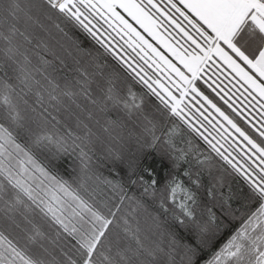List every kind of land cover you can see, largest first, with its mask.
Returning <instances> with one entry per match:
<instances>
[{"label":"snow or ice","instance_id":"6c2138e0","mask_svg":"<svg viewBox=\"0 0 264 264\" xmlns=\"http://www.w3.org/2000/svg\"><path fill=\"white\" fill-rule=\"evenodd\" d=\"M40 16L52 21L65 36L67 32L56 22L57 19L63 18L90 36L130 70L132 78L155 96L171 117L179 120L202 139L211 152L244 177L259 201L258 206L241 213L242 223L211 252L210 257H201L203 264H264V167L257 166V171L251 165L238 166V162H233L234 157L229 158L231 153L225 155L227 149L221 151L224 147L221 141L228 143L231 135L225 123L246 141L250 146L248 150L259 159L260 165H264V139L258 143L198 87V82L204 80L218 59L238 78L237 83L244 90L241 95L247 93L253 100L259 97L264 108V0H0V41L4 43L0 51L3 62L12 68L17 81V84L10 83L12 77L7 72L0 80V200L7 212L20 207L27 211L38 210L42 217L71 236L76 242L74 247L80 264H119L112 255L114 245L116 256L122 258L125 252L146 251L152 254L153 250L147 248L141 239L139 226L134 227L125 216L117 219L125 199L142 207L141 201L135 195L127 196V190L120 181H105L120 195L115 211L109 209L105 215L97 207L94 194L83 183L74 186L61 177L51 161L78 149L81 171L87 172L92 159L89 152L96 133L78 113L70 112L65 98L81 109L75 101V97L81 95L92 105L101 104V111L110 104L128 117L142 112L144 100L131 87L126 92L119 89L113 79L103 84L96 82L97 73L89 72L87 68L77 69L79 76L74 83H61L47 71L51 61L40 57L39 64H33L27 51L17 42V37L28 40L25 35L28 23H40ZM21 24L25 31H21ZM169 27L180 36L179 40ZM245 36L259 38V46L253 53H248L239 44ZM99 75L103 76V73ZM162 78H166L167 83L162 82ZM94 82L102 99L93 93L91 85ZM204 83L208 84V81L204 80ZM76 87L78 92L73 90ZM208 87L233 113L240 115L237 108L229 103L231 97L224 99L227 93L221 96L212 84ZM22 93L34 94L37 105L42 109L39 116L46 127L39 131L25 126V117L19 106ZM62 109L70 113L68 119H74V125L54 114ZM92 118L89 111L87 120ZM252 127L260 137H264V123L259 128ZM20 130L24 131L27 140L21 136ZM103 131H108V128L104 127ZM142 131L150 137L149 147L160 145L171 155L174 168L179 170L182 163L188 165L182 171L187 182L177 172L169 176L162 189H158L159 181L147 169V179L143 175L138 179L143 188L142 195L155 198L159 192L160 209L170 213L177 225L187 230L188 242L183 247L188 254V264H197L195 257L213 247V240L223 223L213 209L218 207L221 215H231L225 208L228 197L223 203L213 206L198 202L192 186L199 189L202 185L200 172L194 171L193 162L203 168L211 157L204 155L201 159L202 153L197 151L191 140L187 141L186 147L178 146L176 137L179 129L176 124L158 126L144 116ZM229 146L233 147L230 143ZM34 148L46 149L50 159L41 160ZM129 182L136 185L138 181L129 178ZM208 195L213 197L211 189ZM135 210L133 208V212ZM114 228L123 232L122 238L117 234L115 242L112 240ZM42 236L39 228L33 225V233L28 240L35 242ZM122 240L123 248L120 247ZM0 264L46 262L27 246H22L18 239L0 231ZM69 264H77V261L69 257Z\"/></svg>","mask_w":264,"mask_h":264},{"label":"trees","instance_id":"16d2710c","mask_svg":"<svg viewBox=\"0 0 264 264\" xmlns=\"http://www.w3.org/2000/svg\"><path fill=\"white\" fill-rule=\"evenodd\" d=\"M56 22L60 23L61 28L67 32V36L60 32L52 21L44 18L41 22L43 23L42 28L30 33L25 32L28 40H25L23 37H17V42L27 51L33 64H39L40 57L51 61V64L47 67V71L58 78L61 83L64 81L74 83L75 79L79 76L77 69L87 68L89 72L97 73L95 77L96 82L103 84L108 79H113L116 86L124 92H126L128 87H131L134 92L143 97L144 105L142 112H136L131 117H128L120 109L112 108L110 104L105 111H101V104L92 105L81 95L75 97L76 104H80L81 109H77L72 101L65 98L64 102L69 106L70 112L78 113L81 118H84L96 135L92 137L91 151L89 152L92 159L87 172L81 171L78 149L76 151L70 150L68 153L61 155L58 160L51 161L55 170L65 180L72 182L74 186L83 183L88 191L94 194L97 207L105 215L108 214L109 209L115 211L116 205L120 202V195L114 192L112 187L105 181H120L127 190V196L135 195L141 201L142 207L137 206L135 202H130L128 199H125L123 205L120 206V211L117 213V219L125 216L134 227L138 225L141 229L140 236L145 246L150 249L153 247L154 251L152 254L146 251L139 253L125 252L123 256L125 255L126 259L124 260L122 257L116 256V251L114 250L112 255L119 261V264H188V254L183 247L188 242L186 239L188 236L187 230L178 226L170 213H164L160 209L159 192L155 198L151 195H142L143 188L140 186L138 179L140 175H143L147 179V171H145L147 169L152 171L154 177L159 181L157 185L158 189H162L169 176L175 175L177 172H180L181 179L187 182V178L183 177L182 171L188 165L182 163L179 170L174 168V161L171 155L164 152L160 145H157L155 148L149 147L150 137H146L142 131L144 116H148L158 126L166 125L167 127H171L173 124H176L179 129V134L176 137L178 146L186 147L187 141L191 140L193 145L196 146L197 151L202 153L200 156L201 159H203L204 155L211 157L208 165L203 168L193 162L194 171L200 172L202 185L199 189L192 186L193 190L196 191L198 202L201 205L207 204L213 206L218 203H223L224 198L228 197L225 208L231 215H221L218 207L213 209L220 216L223 223L220 225L217 236L213 240V247L206 249L205 252L199 253L195 257L197 264H203L201 257L204 259L210 257L211 252L216 250L227 239L229 234L242 223L241 213H247L258 206V199L254 197L244 177L234 171L229 164L214 152H211L203 140L194 133H191L179 120L171 117L156 97L151 95L141 83L134 80L132 75L129 74L130 70L126 69L116 57L106 52L90 36L71 23L64 21L63 18L57 19ZM176 36L180 38L179 35L176 34ZM254 38L256 37L245 36L242 39L243 41L241 40V43L249 42ZM0 42V46L4 47L3 41ZM44 45H47V48ZM244 48L253 53L257 47L254 51L251 49L253 48L252 45L250 49ZM97 65L102 67L97 68ZM6 72L9 77H12L9 82L17 84L12 68L3 62V53H0V80L5 78ZM101 72L103 76L99 75ZM237 79L234 73L218 59L204 76V80H207L208 84H212V87L216 88V91L220 92L221 96H224V93L228 94L224 96V99L228 100L231 97L229 103H232L237 108L240 112L239 116L224 104L223 100L216 95V92H213L208 87V84L204 83V80L198 82V87L213 99L218 106L228 112L236 120L238 125L259 143L264 137H260L252 125L259 128L261 123H264V108L261 107L259 97L253 100L247 93L241 95L244 90L237 83ZM217 85H219L218 88L216 87ZM91 87L94 95L102 99V94L97 90L95 82ZM16 90L19 92L20 88L17 87ZM73 90L78 92V87ZM19 106L22 115L25 117L24 123L26 127L31 128L33 131H39L41 128L46 127L44 121L39 116L42 109L37 105L34 94L29 93L28 95H24L22 93L19 98ZM33 108L36 109L35 112L32 111ZM89 111L93 117L91 120H87V113ZM209 111H212L213 115H216L213 110L209 109ZM54 114L58 115V118L61 120H68L73 125L75 123L74 119H68L70 114L68 111L62 109L60 113ZM217 119L221 118L217 116ZM221 122L225 123L222 120ZM104 127H107L108 131H103ZM225 127L229 128L231 135L228 136V143L221 141L224 145L221 151L227 149L228 151L225 152V155L231 153L229 158L232 159L234 157L233 162H238V166L244 165L248 167L251 165L257 171L259 170L257 166L264 167V165H260L259 159L252 156V153L248 150L250 146H247L246 141H243V138L239 137L226 123ZM20 131L21 136L27 140L24 131ZM217 138L219 139V137ZM213 142L215 143V141ZM229 143L233 147H230ZM33 151L36 152L41 160L50 159V153L46 149L41 151L34 148ZM129 178L137 179V184L131 185ZM209 189L212 190L213 197H209ZM133 208L136 209L134 212ZM30 212L35 218L43 219L46 225L47 219L42 218L38 210ZM41 219L38 221H41ZM120 223L122 225V222ZM45 225L43 226V231H46ZM54 226L59 229L57 225ZM0 231L9 234L4 227H0ZM60 231L69 244L75 246V240L61 229H59ZM117 234L123 237V232L120 229H112V240H114L113 238ZM19 235L20 233L18 232L15 234L18 237ZM23 236L20 235V238H17L20 244L27 246L31 252L33 248L38 253V249L33 247V243L27 241V237L24 239ZM10 238L15 237L10 235ZM21 238L24 240V243L20 240ZM123 244V241H121V248L124 247ZM157 245H159V248H157ZM132 247L135 248V244ZM74 248L78 255L76 247ZM169 255L173 256L174 260ZM75 261H77V264H80L79 255Z\"/></svg>","mask_w":264,"mask_h":264},{"label":"rangeland","instance_id":"374dc122","mask_svg":"<svg viewBox=\"0 0 264 264\" xmlns=\"http://www.w3.org/2000/svg\"><path fill=\"white\" fill-rule=\"evenodd\" d=\"M157 2H159V0H157ZM42 17L43 16L39 17L40 23L29 22L26 31H25L24 25L21 24L20 25V26H22L21 31L24 29L25 32L30 33V32H34V30L36 31V29L42 28L41 25L43 23H41V22L44 19V17L43 18ZM169 31L173 32V35L176 37L177 40L180 39L176 36V33L173 31V29L171 27H169ZM148 39L151 40L150 37ZM181 42H183V41H181ZM257 42H260V41H259V38L256 37L253 39L254 45H252L253 48H251V49H253V51L258 46ZM121 43H122V41H121ZM153 43H155V42L153 41ZM173 43H175V40L173 41ZM240 43H241V40L239 41V44ZM0 44H1V42H0ZM242 48H244V47H242ZM2 49H3V47L0 46V50H2ZM245 50L248 53H252L248 49H245ZM0 53H2V51H0ZM162 82L167 83L166 78H162ZM188 99H190V97ZM112 153H113V151H112ZM110 155H111V153H110ZM114 156H116V154H114ZM22 209L19 208V210L7 212L6 207L4 205V202L2 200H0V227H4L7 230V232L12 237H15L16 239L20 238V235L18 237V236H15V234H17V232L20 233V231H21L27 236V241H29L28 236L33 233L32 232L33 231V225H35L43 233V236L38 238L35 242H32L33 247H36L38 249V251H37L38 253H36L32 248V252H34V254L38 255L39 258H41L42 260H45L47 262V264H69V257H71L72 260H76L78 255L75 252L74 246H71L69 244V242L63 237L64 235L61 233V231L59 232V229H57L55 226L52 228H51V226H49V230L46 229V231H43L44 230L43 226H44L45 221L41 218H40L41 221H38L40 219L35 218V216L32 215L31 212L29 213V211H27L26 209L25 210H24V208H22ZM25 217H27V219H25ZM42 220H43V223H42ZM29 221H31V223H29ZM17 225H19V226H17ZM114 237L116 238V236H114ZM115 238H113L114 239L113 242H115ZM121 238H122V236H121ZM20 240H22L24 243V240L22 238ZM147 248H149V247H147ZM114 250L116 251L115 247H113V251ZM152 250L154 251L153 247H152ZM170 257L174 260L173 256H170ZM122 259H124V260L126 259L125 255L123 256ZM169 260H170V258H169Z\"/></svg>","mask_w":264,"mask_h":264},{"label":"bare ground","instance_id":"6f19581e","mask_svg":"<svg viewBox=\"0 0 264 264\" xmlns=\"http://www.w3.org/2000/svg\"><path fill=\"white\" fill-rule=\"evenodd\" d=\"M259 43H260V42H257V44H259ZM20 208L22 209L23 207H20ZM22 210H23V209H22ZM24 210H25V209H24ZM44 225H45V224H44ZM47 226H48V227H47ZM49 226H51V228L54 227V225H53L49 220H47L46 225H45V228L48 229ZM20 235L23 236L24 233L20 231ZM23 237H24V239H26L27 236L24 235Z\"/></svg>","mask_w":264,"mask_h":264},{"label":"crops","instance_id":"0c3cea01","mask_svg":"<svg viewBox=\"0 0 264 264\" xmlns=\"http://www.w3.org/2000/svg\"><path fill=\"white\" fill-rule=\"evenodd\" d=\"M249 41V40H248ZM251 45H253V40H250L249 42H244L243 44L242 43H240V46H244V47H246V48H251ZM258 45V44H257ZM258 47V46H257Z\"/></svg>","mask_w":264,"mask_h":264}]
</instances>
